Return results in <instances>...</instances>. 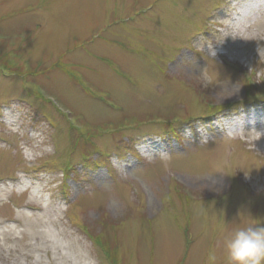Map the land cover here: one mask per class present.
I'll use <instances>...</instances> for the list:
<instances>
[{"label":"rangeland","instance_id":"obj_1","mask_svg":"<svg viewBox=\"0 0 264 264\" xmlns=\"http://www.w3.org/2000/svg\"><path fill=\"white\" fill-rule=\"evenodd\" d=\"M263 106L264 0H0V264H264Z\"/></svg>","mask_w":264,"mask_h":264},{"label":"bare ground","instance_id":"obj_2","mask_svg":"<svg viewBox=\"0 0 264 264\" xmlns=\"http://www.w3.org/2000/svg\"><path fill=\"white\" fill-rule=\"evenodd\" d=\"M240 16H241V13L239 11L234 12V16L231 19L232 20L231 23L234 24V22H236L237 19H239ZM261 109L264 111V106L261 107ZM256 115H257V113L253 114L251 112V113H249L247 115H243V116L239 117L238 119L234 118V119L228 120L227 122H225V125H230L228 128H232L234 126L242 128L243 123L247 122L249 119L256 118Z\"/></svg>","mask_w":264,"mask_h":264}]
</instances>
